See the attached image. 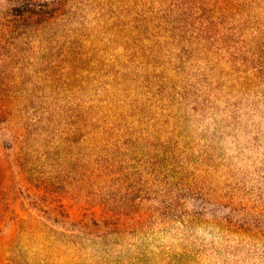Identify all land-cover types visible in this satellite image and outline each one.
Masks as SVG:
<instances>
[{
  "label": "rangeland",
  "instance_id": "1",
  "mask_svg": "<svg viewBox=\"0 0 264 264\" xmlns=\"http://www.w3.org/2000/svg\"><path fill=\"white\" fill-rule=\"evenodd\" d=\"M0 264H264V0H0Z\"/></svg>",
  "mask_w": 264,
  "mask_h": 264
}]
</instances>
